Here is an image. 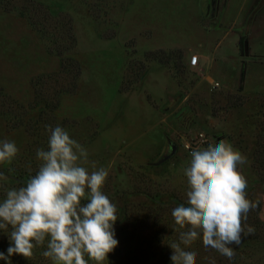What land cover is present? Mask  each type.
<instances>
[{"label": "rangeland", "instance_id": "rangeland-1", "mask_svg": "<svg viewBox=\"0 0 264 264\" xmlns=\"http://www.w3.org/2000/svg\"><path fill=\"white\" fill-rule=\"evenodd\" d=\"M34 1L0 0V141L19 149L0 164V201L26 184L15 176L37 173L46 126L60 125L108 170L102 191L117 213L128 200L105 264H173L176 206L156 216L141 209L145 195L125 194L186 200L182 141L201 131L247 156L246 192L261 203L246 221L254 233L231 246L234 259L202 238L187 250L196 264H264V158L253 150L264 138V0ZM35 249L38 264H53L46 243Z\"/></svg>", "mask_w": 264, "mask_h": 264}, {"label": "clouds", "instance_id": "clouds-1", "mask_svg": "<svg viewBox=\"0 0 264 264\" xmlns=\"http://www.w3.org/2000/svg\"><path fill=\"white\" fill-rule=\"evenodd\" d=\"M46 128L48 147L36 150L37 173L24 186L4 189L0 230L10 244L7 255L0 252V260L12 264L10 257L17 254L31 259L33 250L46 243L43 256L53 264H105L119 243L114 228L117 207L102 191L109 172L97 169L88 150L65 128ZM18 152L14 141H0V164H11ZM248 163L247 156L225 140L191 151L183 170L186 200L171 211L178 233L177 241L167 243L173 264H196L197 253L187 249L200 238L205 248L232 260L236 253L231 246L254 233L246 221L261 201L248 198L242 172Z\"/></svg>", "mask_w": 264, "mask_h": 264}, {"label": "trees", "instance_id": "trees-1", "mask_svg": "<svg viewBox=\"0 0 264 264\" xmlns=\"http://www.w3.org/2000/svg\"><path fill=\"white\" fill-rule=\"evenodd\" d=\"M34 2H36V0ZM53 107H55V105ZM257 141H258V144L253 147L254 148L253 150H254L257 157H262V159H263L264 158V138H258ZM260 162H262V164H263V161H260ZM23 175L15 176V178L20 180V181H26L27 182V180L29 178H25V177H23ZM261 179L263 181H261ZM261 179L257 178V177H253L251 179V181L256 182V183L261 181L264 184V178L261 177ZM144 193L145 192L138 190V191L127 192L125 194V196L128 198L129 196L145 195L147 200L142 201V203H141L142 205H140L141 209H145L148 207L150 210H152V212H154V215H156V216L161 215L157 212V210L158 209L162 210L165 207V205L178 206L179 204L185 202V200L178 198V197H174V196L157 197L153 194H149V193L144 194ZM124 201H128V200L127 199L123 200L122 204L119 205L118 213H117L118 221L122 216L128 217V215H126V214L128 213L129 207L127 206V202L124 203ZM9 244H10V241L8 239V236L2 230H0V252H3L5 255H7V250H8ZM44 251H46V250H43V252ZM33 252H34V256L31 259H27V258H25L19 254L11 256L10 259L12 261V264H38L39 257L36 255V249H34ZM171 255H172V252L170 253V256ZM42 257H44L43 254H42ZM43 262L45 264L44 260H43ZM0 264H7V261L0 260Z\"/></svg>", "mask_w": 264, "mask_h": 264}, {"label": "built area", "instance_id": "built-area-1", "mask_svg": "<svg viewBox=\"0 0 264 264\" xmlns=\"http://www.w3.org/2000/svg\"><path fill=\"white\" fill-rule=\"evenodd\" d=\"M189 63L196 64L198 62V55L196 53L189 56ZM216 144V142H210L209 138L201 131L196 132L194 136H191L182 141V145L186 151L190 152L194 149H197L199 145H209Z\"/></svg>", "mask_w": 264, "mask_h": 264}, {"label": "water", "instance_id": "water-1", "mask_svg": "<svg viewBox=\"0 0 264 264\" xmlns=\"http://www.w3.org/2000/svg\"><path fill=\"white\" fill-rule=\"evenodd\" d=\"M175 148H176V144L173 143V144H172V150H171V152H174Z\"/></svg>", "mask_w": 264, "mask_h": 264}]
</instances>
